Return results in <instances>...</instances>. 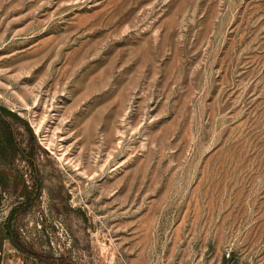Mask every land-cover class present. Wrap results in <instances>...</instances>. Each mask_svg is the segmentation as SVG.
<instances>
[{"label":"rangeland","instance_id":"1","mask_svg":"<svg viewBox=\"0 0 264 264\" xmlns=\"http://www.w3.org/2000/svg\"><path fill=\"white\" fill-rule=\"evenodd\" d=\"M0 260L264 264V0H0Z\"/></svg>","mask_w":264,"mask_h":264},{"label":"crops","instance_id":"2","mask_svg":"<svg viewBox=\"0 0 264 264\" xmlns=\"http://www.w3.org/2000/svg\"><path fill=\"white\" fill-rule=\"evenodd\" d=\"M7 245V242H4ZM45 260H0V264H44Z\"/></svg>","mask_w":264,"mask_h":264},{"label":"trees","instance_id":"3","mask_svg":"<svg viewBox=\"0 0 264 264\" xmlns=\"http://www.w3.org/2000/svg\"><path fill=\"white\" fill-rule=\"evenodd\" d=\"M2 111H3V113H5L6 115H9V116H14V117L17 116V114L11 110L2 109ZM8 234H10V233H8Z\"/></svg>","mask_w":264,"mask_h":264}]
</instances>
